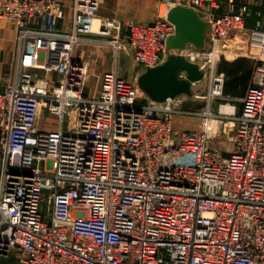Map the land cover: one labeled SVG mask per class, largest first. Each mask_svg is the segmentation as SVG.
Wrapping results in <instances>:
<instances>
[{"label":"built area","instance_id":"2783aa9c","mask_svg":"<svg viewBox=\"0 0 264 264\" xmlns=\"http://www.w3.org/2000/svg\"><path fill=\"white\" fill-rule=\"evenodd\" d=\"M158 1L154 21L122 22L98 16L101 0H74L72 25L59 29L61 0H0L17 28L16 75L0 88V254L19 249L20 264H264V24L248 27L237 0L222 13L220 0ZM176 5L210 23L211 48L185 49L209 78L194 129L174 124L193 113L187 94L156 101L115 69L87 91L88 63L75 56L95 37L116 53L130 47L142 72L161 64ZM228 40L259 51L240 112L212 108L225 96L217 63ZM43 110L56 126H39Z\"/></svg>","mask_w":264,"mask_h":264},{"label":"crops","instance_id":"0c3cea01","mask_svg":"<svg viewBox=\"0 0 264 264\" xmlns=\"http://www.w3.org/2000/svg\"><path fill=\"white\" fill-rule=\"evenodd\" d=\"M61 1L65 3L66 16L59 22L58 28L68 29L74 19V0ZM219 2L220 6L215 11L222 13L226 10V3L224 0H220ZM237 3L247 4L249 7L250 14L247 16L248 27L255 26L258 20H261L264 24V0H237ZM159 13H161V10L157 0H101L98 16L100 18L112 17L122 22H152ZM16 34L17 28L15 22L0 17V88L2 89L16 75ZM84 46L87 47H83L84 52L82 51L80 56L77 52L80 45L77 46L75 56L88 63V78L96 80L95 76H97L100 81L103 72L115 69L123 77L137 82L142 70L133 61L130 47H125L119 53H116L111 45L105 48L94 44H84ZM211 46L210 40L207 39L205 49L208 50ZM224 48L226 50L217 63V70L225 75V96L221 99H213L212 108L217 111L220 108V103L223 102V109L240 112L246 89L253 80L254 66L259 51L255 47H249L234 40H228ZM233 51H237L238 53L231 55ZM98 80H96V85H98ZM202 81L194 83V94L187 98L185 105L193 113L190 115L177 114L176 117L174 116V124L179 122V126L183 129L198 128L204 121V116L201 112L206 108L209 101V78L207 83H202ZM45 113L47 111L43 110L39 116V126L54 127V121L47 120ZM216 143L218 144V140H216ZM219 145H221L220 142ZM15 252L16 255H13L14 264H20L19 260L22 254L16 248Z\"/></svg>","mask_w":264,"mask_h":264},{"label":"water","instance_id":"95a60500","mask_svg":"<svg viewBox=\"0 0 264 264\" xmlns=\"http://www.w3.org/2000/svg\"><path fill=\"white\" fill-rule=\"evenodd\" d=\"M168 18L176 25V31L168 39V56L161 64L148 67L138 77V85L152 99L164 101L179 94L193 95V85L205 79V70L197 62L185 56L189 43L204 48L210 29L194 8L176 5L167 12ZM186 71L185 77L180 72Z\"/></svg>","mask_w":264,"mask_h":264},{"label":"rangeland","instance_id":"374dc122","mask_svg":"<svg viewBox=\"0 0 264 264\" xmlns=\"http://www.w3.org/2000/svg\"><path fill=\"white\" fill-rule=\"evenodd\" d=\"M158 1V0H157ZM158 3L160 4V2L158 1ZM160 10H161V12L162 13H164L165 12V8L163 7V6H161V4H160ZM204 18V17H203ZM205 20H206V18H204ZM84 44H94V45H97V46H101L102 48H105V47H107V46H110V41L109 40H107V39H101V38H83L82 39V41H81V43L79 44L80 45V47H78V49H77V52L79 53V56H80V54L82 53V51L84 52V50H83V47H87V46H84ZM83 45V46H82ZM223 50H226V49H224L223 48ZM236 53H238L237 51H233V52H231V55H236ZM223 56V55H222ZM180 75V74H179ZM205 76H206V74H205ZM93 77V76H92ZM95 78H97L96 80H98V77L97 76H95ZM95 79L94 80H92V78H88V80H87V84H86V89H87V91H93V90H95V88H96V84H97V81H96ZM129 80H131V79H129ZM207 80H208V76L207 77H205V79H203V81H202V83H207ZM99 81V80H98ZM187 98L188 97H191V95L190 96H186ZM177 115H175V117H176ZM45 117H46V119L47 120H51V121H54L53 122V126H56L57 125V122H58V119L54 116V115H51V114H49L48 112L47 113H45ZM45 119V120H46ZM180 124H179V122H176L175 123V126H176V128H178V129H183L182 127H180L179 126ZM192 125V124H191ZM52 127V126H51ZM11 256V257H5V256ZM13 255H16V252H15V249H12L11 251H10V253H8V254H6V253H2V254H0V263H3V264H14V259H13ZM5 257V258H4Z\"/></svg>","mask_w":264,"mask_h":264},{"label":"bare ground","instance_id":"6f19581e","mask_svg":"<svg viewBox=\"0 0 264 264\" xmlns=\"http://www.w3.org/2000/svg\"><path fill=\"white\" fill-rule=\"evenodd\" d=\"M227 111V110H226ZM230 111V110H229Z\"/></svg>","mask_w":264,"mask_h":264}]
</instances>
